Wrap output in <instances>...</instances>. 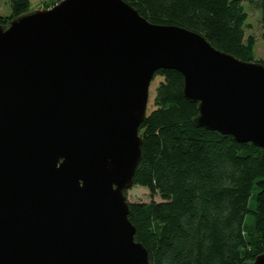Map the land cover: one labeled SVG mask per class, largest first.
Wrapping results in <instances>:
<instances>
[{"label":"water","instance_id":"1","mask_svg":"<svg viewBox=\"0 0 264 264\" xmlns=\"http://www.w3.org/2000/svg\"><path fill=\"white\" fill-rule=\"evenodd\" d=\"M161 69L184 75L197 126L253 143L264 161L260 62L124 0H62L0 25V264H150L125 191Z\"/></svg>","mask_w":264,"mask_h":264},{"label":"trees","instance_id":"2","mask_svg":"<svg viewBox=\"0 0 264 264\" xmlns=\"http://www.w3.org/2000/svg\"><path fill=\"white\" fill-rule=\"evenodd\" d=\"M124 1L154 25L197 33L215 49L255 62L247 2L260 12L264 41V0ZM10 2L3 27L31 10L30 0ZM184 84L175 69L157 71L150 84L133 185L152 199L130 203L135 240L150 264H251L264 253L263 150L197 126L199 103L186 98Z\"/></svg>","mask_w":264,"mask_h":264},{"label":"rangeland","instance_id":"3","mask_svg":"<svg viewBox=\"0 0 264 264\" xmlns=\"http://www.w3.org/2000/svg\"><path fill=\"white\" fill-rule=\"evenodd\" d=\"M61 1L62 0H30L31 10L29 12L39 9L44 10V7H51ZM244 8L249 15V28L247 29L246 35L253 38L255 42V62H260L264 59V41L260 25V12L247 2L244 3ZM0 15L11 17L12 7L10 0H0ZM125 194L130 203H148L152 199L147 189L134 185L125 191ZM156 200L159 201V198H156ZM253 204L254 200L251 202L252 206ZM247 222H251V218H249Z\"/></svg>","mask_w":264,"mask_h":264}]
</instances>
